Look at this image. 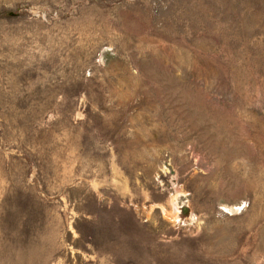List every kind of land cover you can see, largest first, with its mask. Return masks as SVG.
<instances>
[{
  "label": "rangeland",
  "instance_id": "obj_1",
  "mask_svg": "<svg viewBox=\"0 0 264 264\" xmlns=\"http://www.w3.org/2000/svg\"><path fill=\"white\" fill-rule=\"evenodd\" d=\"M0 264H264V0H0Z\"/></svg>",
  "mask_w": 264,
  "mask_h": 264
},
{
  "label": "bare ground",
  "instance_id": "obj_2",
  "mask_svg": "<svg viewBox=\"0 0 264 264\" xmlns=\"http://www.w3.org/2000/svg\"><path fill=\"white\" fill-rule=\"evenodd\" d=\"M173 216H177V215H176V213H174V215H173Z\"/></svg>",
  "mask_w": 264,
  "mask_h": 264
}]
</instances>
